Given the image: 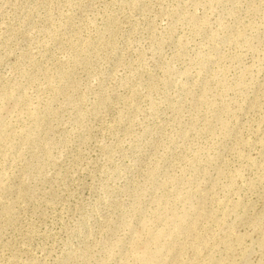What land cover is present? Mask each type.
<instances>
[{"label": "rangeland", "instance_id": "obj_1", "mask_svg": "<svg viewBox=\"0 0 264 264\" xmlns=\"http://www.w3.org/2000/svg\"><path fill=\"white\" fill-rule=\"evenodd\" d=\"M0 264H264V0H0Z\"/></svg>", "mask_w": 264, "mask_h": 264}]
</instances>
